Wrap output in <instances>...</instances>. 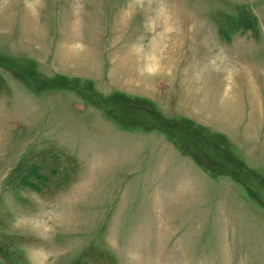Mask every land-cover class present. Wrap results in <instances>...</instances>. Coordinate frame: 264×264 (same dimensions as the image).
Instances as JSON below:
<instances>
[{"label":"rangeland","instance_id":"374dc122","mask_svg":"<svg viewBox=\"0 0 264 264\" xmlns=\"http://www.w3.org/2000/svg\"><path fill=\"white\" fill-rule=\"evenodd\" d=\"M0 76V264H73L92 244L81 264H264V0H0ZM116 131L140 133L136 157L97 165ZM51 138L89 176L59 203L70 155V179L28 178L60 189L10 174ZM148 222L156 259L134 231Z\"/></svg>","mask_w":264,"mask_h":264},{"label":"trees","instance_id":"16d2710c","mask_svg":"<svg viewBox=\"0 0 264 264\" xmlns=\"http://www.w3.org/2000/svg\"><path fill=\"white\" fill-rule=\"evenodd\" d=\"M242 11L247 12L246 16L244 17V21H248L249 23H243V26L241 27V33L246 32L247 30H251L254 32V34H257V28H258V20L256 15L252 12L251 8H246L244 7V9ZM238 21V20H237ZM221 25V24H220ZM223 26V24L221 25ZM221 31L219 29V33L221 34V37L225 38V39H231L232 34H234V32H229V31H225V27H221ZM223 28V30H222ZM11 90V87L9 86L8 82L5 80V78H3L2 76H0V93L1 92H8ZM70 155L72 157L71 160H73V164H75V172H79L80 167L78 166L80 163L77 160V157L72 155V153H69L67 149L62 148L61 146H59L57 143L55 144V142H49L47 144H45V146H42L36 150H32L30 151L28 154H26L20 161L19 164L17 166H15V168L10 172V174H17V178L19 179L18 182V186H22V185H30L31 187H34L35 189H38L41 191V193L44 191V187H51L52 185H55L56 188L60 189L61 186H59V183L54 181V180H50V174L49 173H53V174H58L60 177L65 178H69V176L71 175V169H70V164H68L66 162V165L63 164L61 166V160L64 159V157H66V155ZM35 157V159H33ZM63 158V159H62ZM47 170L50 171L48 174V177L46 179V183L45 181H37V183L35 182H31V180H29L28 178L32 175H35L38 177V174H35L33 172H35V170ZM73 172V171H72ZM71 172V173H72ZM76 172V173H77ZM45 175V174H44ZM75 177H72L70 180L66 181V183H64L63 185H69L70 183H73L77 180L78 178V173L74 175ZM36 177V178H37ZM44 180V178H43ZM66 180V179H65ZM65 182V181H64ZM65 187V186H63ZM96 246L95 244H92V246H90L89 248H86V250L83 252V254L80 256L81 258H78L76 261L73 262V264H81V260H83L85 257H87V254L89 253V251L91 250L92 247ZM1 248V246H0ZM1 250H3L1 248ZM105 250V249H104ZM4 251V250H3ZM105 252L108 254V257H111V259H114V256L108 252L107 250H105ZM6 254H9L6 252ZM10 255V254H9ZM10 257V256H8ZM86 259L83 260V262H85ZM115 260V259H114ZM113 260V261H114ZM102 262L104 261L103 259L101 260ZM107 264H110L109 262L111 261H105Z\"/></svg>","mask_w":264,"mask_h":264},{"label":"crops","instance_id":"0c3cea01","mask_svg":"<svg viewBox=\"0 0 264 264\" xmlns=\"http://www.w3.org/2000/svg\"><path fill=\"white\" fill-rule=\"evenodd\" d=\"M218 35H220L219 32H218ZM94 104H96V103L94 102ZM147 129H150V128H147ZM145 132H146V134H153V131L149 132V131L145 130ZM116 133L118 135H120V136H123L121 138V140L128 141V143L122 144L121 140L119 138V141H117V143L115 145H113V146H112V144L111 145L105 144V141L103 143H100L99 145L95 144L94 146H98L100 148V152L98 153V158H96L97 159V165L100 166L101 164H104L106 162H109V163L110 162H117V163H119V164L124 166L126 162L131 160V158L134 159V157H136V154L139 151L138 149L140 147L138 145H132L130 143V140L133 139L135 135H140V133L138 131H116ZM166 134L169 135V132L168 131L164 132V134H163L164 142H165V140L168 141L167 145L169 146L170 149H172L173 148V143H171V141L166 139ZM49 142H55V144L57 143L59 146H61L62 148L67 149L70 152V149L68 148L67 144L63 143V142L59 143L56 138H51V139H48V140L42 142L43 144L41 143L38 147L33 148V150H36V149L40 148L42 145H45V144H47ZM165 146L166 145H164V147ZM24 149L21 150V151L23 152ZM119 149L122 152V155H121L122 157L119 155ZM21 151H20L19 154L22 153ZM30 151H32V150L30 149ZM30 151H28L26 154H28ZM134 152H136L135 155H134ZM168 155H169V153H168ZM168 155H167V157L165 159H167L170 156V155L169 156ZM77 159L80 160V158H78V157H77ZM167 163H168V161H165V160H164V163H161L162 164V168H161V170L159 172V176L166 177V169L165 168H167V166H168ZM82 170L83 171L86 170V166L84 167L83 163H82L81 170L78 172L79 174H78L77 180L72 185H70V188H68L66 191H64L62 193H58V195H56L53 198L54 203H59L61 201L66 200V198H69L71 196V194L75 193L74 191H75L76 187L80 186L82 183H84L83 186L88 184L89 176L84 181L85 175H84V172ZM168 176H169L168 178H170V173H168ZM155 196H156L155 200H158V198H159L158 194H155ZM152 225H153L152 223L148 222V224H144V225L142 224V225L136 226L135 230H134V231H137V234H139V238H138L137 241H141V243L139 245L140 249H142V250L146 249L147 250V254L151 258H152V256L154 257L153 252L150 251V246L151 245L149 243L150 239L153 237L151 233L154 231V226H152ZM122 228H123V226L119 225L118 223L113 224V231L115 232L117 243L119 245H121V246L122 245L124 246V245H127V244L131 245V243H130L131 242L130 241L131 237H130V235H128V232H127L128 228L126 230H124ZM113 251H114V253L116 254V256L118 258L117 261H119L120 260V255L122 256V253H120V251L118 249H115V248L113 249ZM151 258L150 259L149 258L145 259V261H146L145 263H147V262L148 263H153V262L161 263L162 262L160 260H153ZM137 262H138V260L136 261V263Z\"/></svg>","mask_w":264,"mask_h":264}]
</instances>
